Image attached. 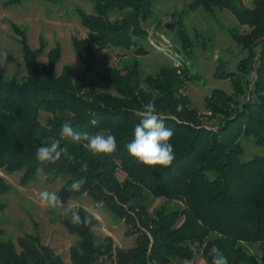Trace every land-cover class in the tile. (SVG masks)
<instances>
[{
	"label": "trees",
	"instance_id": "1",
	"mask_svg": "<svg viewBox=\"0 0 264 264\" xmlns=\"http://www.w3.org/2000/svg\"><path fill=\"white\" fill-rule=\"evenodd\" d=\"M90 1L94 13L87 15L79 10V15L82 25L92 34L83 41L73 39V47L84 64L76 76L69 65L56 75L60 46L50 50L47 62L41 64L39 59L46 45L41 42L38 49L31 48L25 31L13 24L22 47L26 77L22 81L8 80L7 70L0 63V170L9 174L22 172L23 184L32 181L39 171L50 182L64 178L58 193L62 202L86 195L124 222L127 235H137L135 246L125 250L114 249L109 237L103 252L92 233L97 219L88 226L65 222L68 230L80 238L72 250V264H96L104 255L116 264H183L193 260L192 244L197 241L203 246L206 264H211L213 245L227 257L228 264H264V156L245 159L239 142L242 137H252L257 145H264V0H255L252 10H244L239 0H193L192 8H203L211 14L226 6L241 24L253 27L249 34L233 36L249 52L239 64L240 73L223 70L216 74L219 78H233L234 93L214 90L206 99L208 111L214 117H224L217 128L202 124L198 113L189 109V99L181 94L187 68L183 75L177 69L165 68L156 76L142 78L138 62L123 72L98 56L95 47L135 46V39L144 35L141 24L153 15L154 0ZM21 2L8 0L5 6ZM115 12L122 17L111 21ZM184 35V39L189 38L185 31ZM143 52L142 48L137 50L139 54ZM252 65L257 74L254 98L236 110L240 103L235 97L245 94L239 75L249 76ZM88 74H95L116 95L90 86ZM149 101L157 106L166 127L174 131L171 143L175 160L166 168L138 164L126 149L140 120L136 112ZM42 113L50 115L45 124L40 120ZM65 121L78 131L114 134L116 152L94 156L83 145L64 140L61 147L73 159L39 163L35 146L47 137L58 138ZM118 171L127 175L122 183L116 177ZM77 179L85 181L84 188L80 192L68 191V185ZM9 191L10 186L0 177V198ZM148 194L179 201L183 208L152 216ZM4 209L0 199V223ZM80 215L83 217L85 211ZM2 234L0 225V237ZM245 244L257 245L259 254L248 252ZM21 248L22 252L17 253L13 243H0V264H65L39 238L25 237Z\"/></svg>",
	"mask_w": 264,
	"mask_h": 264
},
{
	"label": "rangeland",
	"instance_id": "2",
	"mask_svg": "<svg viewBox=\"0 0 264 264\" xmlns=\"http://www.w3.org/2000/svg\"><path fill=\"white\" fill-rule=\"evenodd\" d=\"M8 0H0V63L7 70L8 80L22 81L26 77L22 47L19 37L14 33L13 24L27 34L31 48L38 49L41 42L46 45L45 53L40 57L41 64L47 62V53L60 46L61 59L56 66V75L62 73L63 67L69 65L76 76L84 69V64L73 47V39L85 40L92 34L82 25L79 10L87 15L94 13L90 0H61L49 3L45 0H22L19 5L5 6ZM255 0H239L244 10H252ZM193 0H154L153 15L141 24L144 33L135 39L136 45L130 49L95 47L101 60L111 67L122 70L132 67L138 62L142 78L156 76L160 70L174 68L183 75L188 69L186 83L181 94L190 101V110L198 113L201 123L209 128H217L224 119L214 117L209 111L206 99L214 90L234 93L233 78H219L217 72L240 73L239 64L248 58L249 52L233 38L236 35L249 34L253 27L241 24L232 10L226 6L216 8L213 14L203 8H192ZM122 14L115 12L111 21L120 20ZM171 26V28H169ZM184 31L188 37L184 39ZM186 40V42H185ZM142 48L143 53H137ZM257 59V58H256ZM254 59V61H256ZM255 66V65H254ZM253 67V65H252ZM220 68V69H219ZM224 74V73H223ZM257 77L256 69L249 76H240L241 87L245 94L237 95L235 100L240 103L254 98L252 93ZM235 79H238L236 77ZM90 86L100 92L115 94L113 88L101 81L95 74H88ZM50 115L42 113L40 120L46 123ZM105 134V133H103ZM240 144L244 149L245 159L264 156V145H257L252 137H242ZM23 173L9 174L0 170V177L10 186V191L1 196L5 209L1 215L0 243L11 242L17 253L22 252L21 241L25 237L39 238L40 243L50 249L65 264H72V250L80 243V238L72 234L65 222L69 217L61 214L59 209L42 206L39 193L44 190L57 194L65 183L64 178L54 182L47 180L46 174L39 171L30 182H21ZM117 179L122 183L127 175L118 171ZM72 205L79 208L94 209L99 219L92 229L96 245L106 251L107 238L113 239V248L129 249L135 246L137 235H127V226L101 203H94L88 196L70 200L64 206ZM149 212L154 216L159 211L170 212L183 208L176 200L147 195ZM245 249L255 255L259 254L257 245H244ZM194 258L183 264H206L203 246L197 241L192 244ZM96 264H116L108 255L100 256Z\"/></svg>",
	"mask_w": 264,
	"mask_h": 264
},
{
	"label": "clouds",
	"instance_id": "3",
	"mask_svg": "<svg viewBox=\"0 0 264 264\" xmlns=\"http://www.w3.org/2000/svg\"><path fill=\"white\" fill-rule=\"evenodd\" d=\"M136 115L140 117L139 122L134 126V139L126 145L127 152L138 164L149 168L171 166L175 160V149L171 143L174 131L166 127L164 120L158 114L157 106L149 101L138 109ZM70 140L74 144L83 145L94 156L110 155L118 148L117 138L114 134L96 133L90 134L87 131H78L71 122L65 121L59 132V137H47L35 146V158L41 164H55L62 158L73 159L68 156L66 149L61 147V142ZM86 167V165L84 166ZM83 179L73 180L68 185V191L80 192L84 188ZM39 200L42 206L50 209H59L61 214L70 218L74 226L91 225L93 219H99L94 209H85V215H80V209L72 205L64 206L60 196L49 190L39 193ZM211 264H228L227 257L223 252L213 245L210 249Z\"/></svg>",
	"mask_w": 264,
	"mask_h": 264
},
{
	"label": "water",
	"instance_id": "4",
	"mask_svg": "<svg viewBox=\"0 0 264 264\" xmlns=\"http://www.w3.org/2000/svg\"><path fill=\"white\" fill-rule=\"evenodd\" d=\"M169 28H171V26Z\"/></svg>",
	"mask_w": 264,
	"mask_h": 264
}]
</instances>
